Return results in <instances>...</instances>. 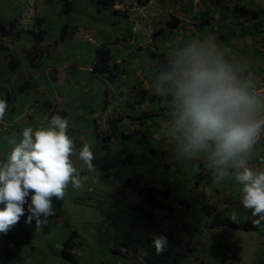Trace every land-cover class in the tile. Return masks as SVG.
I'll return each mask as SVG.
<instances>
[{"label": "trees", "instance_id": "obj_1", "mask_svg": "<svg viewBox=\"0 0 264 264\" xmlns=\"http://www.w3.org/2000/svg\"><path fill=\"white\" fill-rule=\"evenodd\" d=\"M56 1L60 5L59 14L61 16H68L73 10V0ZM115 1L116 0H94L96 4L95 7L100 10L105 8L111 10ZM199 1L201 3V9L197 13V15L193 16L192 19L188 22L190 23V26L193 27V29L198 31V33L206 32L209 29L215 32L216 38L212 39V41L216 43V45L217 43L218 45L219 43H222L223 46L231 48L232 45L229 44V36L230 34H237L235 31L238 28L240 30L239 33L244 30L249 35L253 32L255 33V31H259L258 33L264 32V11L262 12L261 8L259 7H253L250 3V0ZM179 2L180 0H178V3ZM142 3H145V0L142 1ZM184 6L189 9L190 7H192V4L186 3ZM113 11L114 13H118V10ZM33 21V24H30V27L26 30L19 28V18L11 20L9 22H0V50H7L5 54H2V56H0L1 62H5V59H7V67H9L13 72L17 73L18 77H20V79L22 80V83L15 88L9 86V83H7L5 80L6 78L0 80V98L6 99L7 104L11 105V110H13L15 106H17V95H19L17 94V92L23 93L26 90H30L34 85L32 83V77H24L22 71L19 70L20 67H22L23 62L18 58L16 52H12L11 49H9L3 42H5V39H7L10 43L11 48L13 49V51H15L13 44H17L16 41L20 40L22 38L21 36H23L24 34H26L27 36L28 34L31 39L29 40L30 44H27L26 48H23L22 50L24 53V59L26 61L25 63H27L28 67L35 69L40 68L46 60V53L48 54V50L50 49L51 44L45 43V41L47 40V30L43 27L45 17L38 16ZM213 21H215L216 24L215 29L211 26ZM184 27L185 26H183V21H180V19L176 16L169 14L168 19L163 23L162 27L159 26L157 27V29L152 30L151 37L155 40V45L160 48L158 50H150L149 55L150 58H152V62L149 69L153 70L157 77L160 72L166 68L168 56L171 51L179 49L181 45H184L185 42L191 38L199 39L202 42L209 41L206 37L201 38V35L196 34L195 36V34H192L193 31H191L189 28L188 30L191 33L184 32ZM261 27H263V29H261ZM75 29V25L71 24L68 21H64L59 27L56 38L52 40V44L73 39ZM258 33H255V36H257ZM179 34H181V39L177 41V39L179 38ZM259 37L260 38L258 42L264 41V37L262 35H260ZM167 40H169V42H167ZM253 41L254 42L252 43H257L255 37L253 38ZM243 43V48H245L246 44H249L247 43V41H244ZM216 48H218V50L223 53L226 60H232L233 57L238 58L242 54L241 51L244 50L237 49L236 46L232 47L235 48V50L234 53H232V56H230L229 52H227L222 46H216ZM258 51L259 52H252L255 58L261 53V48ZM249 58L251 57L247 56L246 59ZM239 62L243 64L240 59ZM240 63H238V66L242 70V75H244L245 77L251 76V73H253L251 78L259 74L257 71L249 72ZM90 67V72L92 74H95V76H99L101 80L105 81L107 84L116 82L119 76L122 73H125L127 69H124V65L121 66L115 61L111 47L105 44L100 45L96 48L94 61L92 62ZM137 87V91L134 93V95H132V97H129V99L127 100V105L129 107H134L135 105H143L144 103L149 105L150 103L155 101V99H158L164 104L165 110L168 113L167 106L168 102L171 100V95L166 91V89L164 91V95L162 96L159 95L156 90L149 91V88H145L141 84H137ZM42 104L46 105V107L48 108L50 107V112L47 116L48 120H50L53 115H60L61 117L67 118L68 112L64 111L63 109H59L56 106H53L52 102H50L48 99L43 100ZM147 116H149L148 113L147 115L142 114V116L139 117H130L131 123H133V125L135 126V128L131 130V132L118 130L117 123L124 125V122L126 121L123 120L122 117H116L115 119H113V121L111 119L113 117H109L107 123L108 128L106 129V132L100 133L101 140L103 142L100 145V148L102 151L104 150V154L102 156V163L104 164L101 165V167L105 169V175H109V171L107 170L111 168L118 170V172L120 173L119 179H117L118 186L120 187L119 190L131 194V196H133L135 200H138V198H142L144 200L147 199V205H145L143 201L142 206H138L137 203L133 205L131 204L130 209L135 210V215L123 213V217L130 216V219H134V223L126 222L124 220L125 218H121L120 220L118 219L116 222L110 219V217L105 219L107 222H109V225L106 226V229H104L105 227L103 226V223L101 224V253L104 251H110L108 253L112 254V256L123 260L122 264H127V262H124L123 258L128 253L133 255V260L135 258H140L141 261L146 264H155L152 262V260H158V264H186L185 259L194 254L195 251H200V254L203 255L206 254L205 251H201L204 250L205 242L200 240L198 238V235L202 231V228L209 229V226H206L199 221L196 222L195 219L193 220L186 218V212H188V209L193 206L191 200H193L194 205L197 203L200 204L199 208H193V211H196L197 213L200 212V214L210 218L215 212H217V208L214 205L213 201L215 200L217 202L215 198H217V194H219V188H217L216 186L213 188V182L215 179L213 178L207 166L206 160L202 157L186 160L179 159L177 157L178 162H173V158L172 161H169L170 164L165 163V168L167 171H169V173L171 168L178 171V165L182 164L183 166H180L181 173L177 174V179H175V177H172L173 179L171 181H166L160 187L158 186L157 189L151 186V184L149 183V179H146V174H148V177L153 176L150 171H143L145 172L144 179L139 183V177L142 176V174H139V170L136 169V161H139L138 159L140 158L143 159L147 152H152L155 156H157L158 152L160 155L162 154L164 156L166 155V152H164L165 150H160L157 147V151H155L154 147H150V149L145 150L141 149V152L129 151L125 149L123 150L125 151L124 155H121L120 151L117 150V148L115 149V147L113 146L116 144L118 147L121 142L123 143V139L127 140L129 138H135L136 142L141 140L145 143L148 135L145 132V129H143V121L141 119L146 118ZM149 117H147L146 119H148ZM69 122L71 123L72 121L69 120ZM126 125L128 126V123ZM73 131L76 133L77 130L73 129ZM259 141H264V136H260ZM187 167H189L190 170H187ZM130 168L133 169L132 172L130 171ZM143 170H145V168ZM230 173L232 172L230 171ZM189 182L191 183V185H189ZM222 184L225 185L224 182ZM172 185L184 188V190H181V193L177 194L175 189L172 190ZM201 186L202 190L199 191V187ZM209 186H211V188ZM207 189H212L213 192H210L209 195L207 194ZM229 196L233 195L229 194ZM229 196H226V198H222V201H229ZM208 198H212L214 200L210 202L208 201ZM155 208H157V212L152 213ZM24 209V215L20 216L19 221L16 224L24 223L25 221H27L28 208L26 205H24ZM224 209L227 210L228 208L226 207ZM220 211L221 210H219V212ZM244 212L242 215L244 217V220L240 224H236L235 220L231 221L229 217L223 216L222 218L217 217L215 225L228 226L233 230H250L258 229L261 225L264 224V221H262L260 226H254L253 221L258 217H254L252 215V210L250 209L245 208ZM178 213H180V215H177ZM233 214L235 213L232 209V212H230V216L232 217ZM181 218H183V221L181 220ZM169 219H171L172 223L177 219L179 223L183 222L184 234L183 236L179 234V232L182 231L181 228L177 232H175L173 242L167 241L164 246L165 251L155 253L157 254L156 257L153 254L154 249L155 251H157L154 244V238L162 234V225L164 226V223ZM122 223L123 225H129L128 230L125 233H123L121 228ZM111 227V231L107 230L108 228L111 229ZM97 228L99 227L97 226ZM135 228L138 229L137 234H133L131 232ZM147 229L152 230L151 232H148ZM81 244L82 242L80 238H78V234L75 230L70 231L67 236L66 234L62 236V245L59 249L62 259L71 264H76L79 256L75 253V250ZM173 245L177 247L175 250H172L171 248ZM138 250L142 251V255H136L138 253ZM101 264L108 263L107 261H101ZM193 264H202V262L197 263L196 261H194ZM256 264L264 263H262V260H259L256 262Z\"/></svg>", "mask_w": 264, "mask_h": 264}, {"label": "clouds", "instance_id": "obj_2", "mask_svg": "<svg viewBox=\"0 0 264 264\" xmlns=\"http://www.w3.org/2000/svg\"><path fill=\"white\" fill-rule=\"evenodd\" d=\"M155 85L158 91L166 89L171 95L169 119L161 131L174 145L177 157L204 158L217 182L231 171L242 185L243 206L258 217L253 225L260 226L264 221V171H254L249 161L253 146L264 133V93L257 91L251 77L242 75L239 66L226 60L210 40L199 39L169 53ZM7 108L6 99L0 98V121ZM108 119H104L106 124ZM68 127L67 118L53 115L35 128L24 127L19 143L9 141L13 147L0 159V204H4L0 232L6 233L18 223L26 203V222L35 218L39 225L54 215L51 198L63 199L69 182L75 188L86 182L101 184L92 145L83 144L77 153ZM73 155H78L90 175H81L70 158ZM232 218L236 219L235 214ZM166 242L162 235L154 238L157 252Z\"/></svg>", "mask_w": 264, "mask_h": 264}, {"label": "rangeland", "instance_id": "obj_3", "mask_svg": "<svg viewBox=\"0 0 264 264\" xmlns=\"http://www.w3.org/2000/svg\"><path fill=\"white\" fill-rule=\"evenodd\" d=\"M2 1V0H0ZM38 3H42L43 0H24L23 4L24 8L21 9L23 10V14L21 17H19L20 20V25L21 28L23 30L28 29L30 27V24H33V20L36 19V14H38L36 12V7H35V2ZM124 1L122 4V8H124L123 10L128 11V12H133L135 11V9L137 8V6L139 4V0H122ZM31 3V4H30ZM256 3L259 5L260 3L256 0ZM28 4L32 5L33 7V13H30L29 18H28V25H25V19H26V12L28 9ZM170 7L172 8V10H170L168 8V10H170V14L176 16L179 19L184 20L183 18L185 17H190L192 19L193 16L197 15V13L199 12V10L201 9V3L200 6L196 5V6H192L189 9H187L186 6L183 7L182 4H176V3H169ZM198 4V3H197ZM179 5V8L175 7ZM2 5H0L1 7ZM126 6H128L129 8L127 9ZM2 8V7H1ZM42 9V8H40ZM93 14L95 15H100L99 12L96 10V8H90L89 9ZM132 10V11H131ZM143 10V9H142ZM172 12V13H171ZM148 13V12H147ZM32 14V15H31ZM107 12L104 9H101V15H106ZM141 14L144 16H141ZM93 16V15H91ZM128 18H130L132 20V18H135V25L134 27L137 28V31L140 33V30H144L146 31V33L148 32H152V30L148 29L147 26H145L143 29V25L142 22L145 20L146 22H149L150 20V16L148 14H146L145 12L140 13L139 11H137V13L134 15V13L129 14ZM166 18V17H165ZM121 22L122 23H127V20L124 18H121ZM245 24V23H244ZM55 24L53 23H48L47 27L49 29V33H53L56 31V27H54ZM59 24H57L56 26H58ZM137 26V27H136ZM183 26H185V30L184 32L186 33H191L188 28L193 31L192 34H198L201 35L202 37H206L208 38V40H210L214 45H216V43H214L212 41V39L216 38V37H212V35L214 34V32H211L212 30L209 29L206 32H202V33H198L197 30L193 29V27L190 26L189 22L183 23ZM212 27H216L215 21L212 22L211 24ZM25 35V34H24ZM262 35L264 37V32H260L257 34V36L255 37V35L252 34V36H249L247 38V43L245 45V48H243L244 50L241 51L242 54L241 56H239L238 58H232L231 61L238 63L237 61H239V59L243 62V64H241L243 67L245 66V64L247 63V56L250 57H254L253 56V51L259 52L258 50H260V48L264 45V41L258 42L259 40V36ZM255 37L257 43H252L253 38ZM29 39L25 38L23 39L20 43L18 42L15 46H14V52H16V54L18 55V58L25 63V59H24V54L22 55L21 52H23L21 47H26L27 46V42L30 39V37L28 36ZM48 38V37H46ZM151 35L148 39H142L144 48L148 47V44L150 42ZM107 39V38H105ZM181 39V34H179V38L177 39V41H179ZM48 40V39H47ZM47 40L45 41V43L47 42ZM49 40H51V36H49ZM146 40V41H145ZM192 40L195 39H189L188 41L185 42L184 45H181V47H186L189 42H191ZM250 40V42H249ZM254 42V41H253ZM5 43L7 44V42L5 41ZM5 44V45H6ZM51 44H52V40H51ZM26 45V46H25ZM29 45V43H28ZM9 49H11L8 45H6ZM216 46H222L227 52H229L231 50V48H227L225 46H223L222 43H217ZM6 47V48H7ZM87 47L90 52L93 53V58H94V50H92L91 47H89L88 45H82L81 48ZM113 47H111L112 49ZM218 49V48H217ZM261 50H264V47L261 48ZM55 49H52L51 54L52 57H48L46 58L45 62L43 63V65L40 68H31V67H25L24 63L22 65V67L19 69L22 71L23 76H31L32 77V83L34 86H39L40 84H45V85H41V89L42 92L39 93V99L41 101L43 100H49V101H53V99H57L58 97L63 99V102L66 105H69V100L71 95H74L75 98L77 99V101L79 103H86L88 101V99L90 98V96L92 95L93 91L96 90L95 87L91 88L90 86H83L80 85L78 87V89H72V92H70L69 89H67L65 86H60V87H53L56 82H60L59 80L61 78H63V72L64 70H61V62H62V58L58 61L55 59ZM2 54H5V51L0 50V55L2 56ZM230 56H232V54L229 52ZM150 58L149 54H141L140 51H138L137 53H135V55L131 56V62L132 64L136 65L135 71L133 72V76H135V79H131V83L132 86L133 84H136V82H141L143 83L145 88H149V91L152 90H156V92H158L159 95L162 94V89L161 90H157L156 85L155 84V80L157 78L156 74L154 73L153 70L149 69V66H147L146 64V58ZM22 58V59H21ZM149 59V63H150ZM6 61L7 59H5V62L2 61L0 59V65H3L4 70L2 72H0V78H6L5 80H7V83H10V81L8 80L11 76L12 77V86L10 85V87L15 88L16 87V81L19 80L20 77H18V74L13 72L9 67H7L6 65ZM92 61V59L90 60ZM231 62V63H233ZM259 65H257L258 67ZM56 68L55 70L51 71V76L54 75V77L52 78L51 76V80L49 81L46 72H48V70L46 71V68ZM143 67V68H142ZM74 74H76L75 72H72ZM46 76V77H45ZM87 79L86 76L83 77V79ZM54 79V80H53ZM120 79V78H119ZM97 86L99 88L98 93L96 95V97H103L105 95L106 92V87L111 88V90H113V85L111 84H107L104 85L100 82L97 81ZM51 85V86H48ZM45 86V89H44ZM97 88V89H98ZM18 93V92H17ZM263 93V92H262ZM19 94H22V92H20ZM115 94V93H114ZM30 95V94H28ZM128 95H130L129 93H124L125 97H128ZM18 96V95H17ZM20 96V95H19ZM58 96V97H57ZM39 101V100H38ZM56 101V100H55ZM27 105H25L26 109H29L30 103H26ZM33 104V102H32ZM159 104H160V108H159ZM23 104H17V106H15V108L13 110H17L20 109L24 106ZM111 107L109 109V111H104L102 112L100 115H98V117H101L100 119V123L102 125L106 124V120L104 121L105 117H107L110 112L111 114H113L114 111L119 110V106L120 103H116V101L110 103ZM139 106V112L141 110H143V108L145 106H149L151 107V109L154 111L153 114H155L154 116L150 117L149 119L143 118L141 119L143 121V129H147V142L144 143L143 141L139 140L135 143L137 144V147L139 148V152L140 148H145L147 147V145H152L154 147L156 146H162L161 144H167L165 145L164 149L165 150L166 146L168 147V149H166L164 152H166V155H162L161 157L158 156H154L153 158H151V160H148V164L147 167H151L153 168V172L150 171L151 174H153V178L155 183L157 181V178H159L160 180L163 178V180L166 181H171L173 178L175 177V179L178 178L179 173H181V167L183 166L182 164L178 165V171H176V169L171 168L170 169V173L169 171L166 170L165 168V163H169V161H173L174 162H178L177 159V155H176V151L173 148V144L169 143V142H165V139H162V143L160 144V140H159V135H157L159 131V129L156 126H160L163 125L166 121V117L163 116V114L165 113V106L162 102H160L158 99H155V101L152 102V104L147 105L146 103H144L143 105H138ZM82 106H80L81 108ZM11 110V105H8L7 111ZM150 110V109H149ZM143 112V111H142ZM158 112L160 113V115H158ZM116 113V112H115ZM118 114V113H116ZM115 114V115H116ZM114 115V114H113ZM152 115V114H151ZM118 116V115H116ZM142 116V115H140ZM116 117L113 116V119H115ZM70 120V119H69ZM104 122H103V121ZM110 121V120H109ZM127 121V120H126ZM124 122V124H127V122ZM76 123L75 120H73L71 123L69 122V127H68V135L72 138V140L74 141V144L76 145V152L78 153L79 149L83 146V144L85 143H90L92 145V150L95 154V160L93 161V163L95 164L97 170L102 174L101 175V184H93L91 182H86L85 184L82 185V187L80 188H75L71 182H69L68 184V188H66V190H69L68 192H65L66 196H64L63 199H57L55 197L51 198V203H52V207H53V211L55 212V214L53 215V217H56V221H60V225L61 227H64V229L61 230H67L66 236L68 235V233L72 230L77 231L78 234V238H80L81 242H85L86 240H97L100 239L101 241V224L104 222L105 219H107L108 217H110V219H112L114 222H116L118 219L120 220L121 218H125L124 220L126 222H130V223H134V219H130V216H124L123 217V213H127V214H131V215H135V210L134 209H130L131 204H138L139 205H143V203L145 205H147V199L144 200L142 198H138V200L134 199L133 196H131V194L122 192L120 189V187L118 186V180L120 173L118 172V170L111 168L108 169L107 171H109V175H105V169H103V167H101V165H103V158H102V154L103 151L101 150V148L99 147L103 142L101 140V134L96 132V128L93 122V119H87L85 121V124L83 126H80V128H78V130L76 131V133L73 131V126L71 124ZM74 125V124H73ZM15 127H18V125H16ZM100 129H101V125H99ZM117 127L119 131H125L127 128L124 127V125L117 123ZM21 128V126H20ZM82 128V129H81ZM81 129V131H80ZM72 130V131H71ZM128 130V129H127ZM22 131V129H21ZM17 131H13L12 133L15 136H18ZM20 135V134H19ZM18 138H15V141ZM133 140V138H130ZM125 139H123V143L128 144L127 141L124 142ZM18 141V140H17ZM16 141V142H17ZM134 141V140H133ZM141 142V143H140ZM122 143V142H121ZM145 147H144V146ZM114 146H117L116 144ZM119 147V145H118ZM117 147V148H118ZM257 149V147L255 148ZM264 153V151H263ZM157 154H159L157 152ZM263 154H260L258 152H254L252 154V159L254 161H249V166L254 170V171H264V165H263V161H262V156ZM140 157V155H139ZM73 162H74V166H76L77 168L81 169V175H90L87 172V169L83 166V162L80 161L78 159V155H73L70 157ZM142 161H141V160ZM138 159V167L137 169L139 170V174H142V176L139 177V183L141 180L144 179V174L145 172H143L144 168H146V160H144V158H140ZM256 160V161H255ZM258 163H260V167L258 165ZM186 164V163H184ZM112 165V164H111ZM154 165V166H153ZM107 166V164H106ZM135 166V165H134ZM181 166V167H180ZM256 168V169H255ZM187 170H190L189 167L186 168ZM130 171L132 172L133 169L130 168ZM192 171V170H191ZM190 175V173H189ZM232 173H229L228 176L220 179L218 182L216 180H214L213 182V188L216 186L217 188H219V194H217V202L212 199V198H208V201H213L214 205L217 208V212H215L210 218L206 217L202 214H200V212H196L193 211L194 209V202L193 200V206H191V208L188 209V212H186L185 216L188 219H195L196 222H201L203 224H205L206 226H209V229H204L202 228V231L200 232V234L198 235V238L202 241H204V250H201L202 252L205 251V255L200 254V251H195L194 254L190 255V257H187L185 259L186 264H193L194 261H196L197 263L202 262V264H256L257 261L262 260V263H264V224L261 225L258 229H250V230H243V229H236L233 230L231 228H229L228 226H219V225H215V221L217 220V217L222 218L223 216H227L229 217V219L231 221L235 220L236 224H240L243 220L244 217L243 212L245 210V207L242 204V196H241V188L242 185H240L236 179H234L232 177ZM146 176V175H145ZM155 176V177H154ZM162 180V181H163ZM164 182V183H165ZM225 183V185H223L222 183ZM189 185H191V183L189 182ZM172 190L175 189L177 194L181 193V190H184V188L178 187V186H171ZM65 190V191H66ZM213 192L212 189L208 190L207 189V194ZM229 194H232L233 196H229ZM226 196H229L228 199L229 201H222V198H226ZM143 201V203H142ZM151 206V205H149ZM228 208L227 210H225L224 208ZM235 213V217L236 219H233L230 216V212ZM193 213H192V211ZM219 210H221L219 212ZM240 210V211H239ZM243 210V212H242ZM157 212V208H155L152 213H156ZM165 212V210H164ZM191 212V213H190ZM245 214V212H244ZM57 215V216H56ZM177 215H180V213H178ZM183 215V214H182ZM177 218V217H176ZM178 220V219H177ZM177 220H175V222H171V219L167 220L164 223V226L162 225L163 229H162V236L166 237V241L168 242H173L174 236H175V232H177L180 228H181V232H179V234H181V236H183L184 232V223H179ZM181 220L183 221V218H181ZM185 220V219H184ZM123 221V220H121ZM53 224V223H52ZM99 225V228H97V230L93 231V232H89V230H86V227H91V226H95ZM187 225V224H186ZM128 226L129 225H123V223L121 224V228L123 233H125L128 230ZM47 227V226H46ZM46 227H44V230L46 229ZM139 228V227H138ZM138 229H133V231H131L133 234H137ZM152 229H147L148 232H151ZM46 231V230H45ZM44 232L39 233V238L41 237V235ZM100 231V232H99ZM55 232V230H53V233ZM99 232V233H98ZM88 233V234H87ZM24 233H19V238L23 235ZM28 241V239H22V244H18V246H13V243L11 245L10 248V252L9 253H13L12 255L8 256L7 262H5V264H7L9 262V264H12L14 257H17V255L14 254L15 250L14 248H18V250L22 249L25 245V243ZM59 244H61L58 241ZM86 247H81L78 246L75 250V253H82V258L85 257V259L82 260V262L80 264H98L97 261L98 258H95L94 256H91V258L93 259L92 263H87V253H89V250H93L95 249V245H92L90 243H85ZM172 250H175L177 247L175 245H173ZM5 248L3 245H0V251L2 252V254H0V258L3 257L5 253ZM9 250V249H8ZM163 252L165 251L162 250ZM110 251H104L101 254V257L104 258V262L107 261L108 264H122L123 260H120V258L114 257L112 256V254L108 253ZM157 251H155L154 249V256H156ZM139 254L142 255V251L138 250V253L136 255L140 256ZM22 256L28 258V254L27 252H22L20 253V257L22 258ZM133 255L132 254H126L124 259V262H127V264H146L143 261L140 260V258H135L133 260ZM159 256V255H158ZM11 257V258H10ZM157 257V256H156ZM189 261V262H188ZM155 264H158V260L156 261H152ZM179 263V262H178ZM13 264H34V263H13ZM52 264V263H51ZM55 264V263H54Z\"/></svg>", "mask_w": 264, "mask_h": 264}, {"label": "crops", "instance_id": "obj_4", "mask_svg": "<svg viewBox=\"0 0 264 264\" xmlns=\"http://www.w3.org/2000/svg\"><path fill=\"white\" fill-rule=\"evenodd\" d=\"M23 1L24 0H2L0 1V5H2L1 6L2 8L0 7V22H9L11 20L18 19L19 17H21L23 14L22 13L23 10L21 9H23L25 5L23 4ZM142 1L144 0L139 1V3H142ZM73 2H74L73 10L68 16H61L59 14L60 5L56 0H43L42 3H38L37 1L35 2L36 12L38 13L36 15L45 17L43 27L47 30V35H46L48 37L47 38L48 40L46 42L47 44H51L50 43L51 40H54L56 38L58 31H59V27L64 21H68L71 24L76 26L73 39L69 41H65V42H60V43L57 42V43L51 44L50 49L48 50V54L46 53L47 55L46 58L52 57L51 51L52 49H55L56 51L55 59L59 61L62 58L61 70L62 69L64 70L63 78L59 80L60 82H56V84L53 87L65 86L67 89L70 90V92H72V89H78L80 85H83L84 87L85 86L87 87L90 86L91 88L95 87L96 90L93 91L92 95L90 96V98L88 99L86 103H79L74 95H71L70 100H69V105H66L63 102V99L58 96H57L58 98L55 99L56 101L53 99V101L51 102L53 106H56L59 109H63L64 111L68 112L67 119H70L71 121L73 120L76 121V123H73L74 125L71 124L73 126V129L78 130L80 126H83L85 124V121L87 119L92 118L95 128L97 129L96 132L102 133V132H106V129L108 127H107V124L102 125L100 123L101 117H98V115H100L105 110L109 111V109L112 108L110 103L116 101V103H120L119 110L114 111L113 112L114 115L111 114L107 116V118L113 117V116L117 118L122 117L123 120H127L126 122L128 123V126L124 124V127L127 126L126 128L128 129V130L126 129L125 132H131V130H133L135 126L133 125V123H131L130 117L132 116L139 117L142 114L147 115V113L149 114L150 117L155 115L153 114L154 111L149 106H145L143 110L139 112V106L135 105L134 107H129L127 105V100L129 99V97H132V95H134V93L137 91L136 90L138 88L137 84H141L142 86H144L143 83L141 82H136V84H133V86L131 84L133 83L131 82V79H135V76H133V72L135 71V68H136V65L135 64L133 65L131 62V56L135 55V53H137L138 51H140L141 54H145V55L150 54V50L151 51L158 50L160 47L155 45V40L152 39L151 37L149 39L150 42L148 44V47L144 48V45H143L144 41L142 39H148L151 35V32L146 33V31L141 29L139 33L137 31V28L134 27L135 18H132L131 20L130 18H128L129 14L134 13L135 15L137 11H139L140 13L145 12L151 18L149 22H146L145 20L142 22L143 29H145L144 27L147 26L148 29L155 30L159 26L162 27L163 23L168 19L170 10H172L169 4L170 2L171 3L174 2L176 4H182L184 7L186 3L192 4V6H196V5L200 6L199 4L200 1L199 0H180V2L178 3V0H147V1L145 0V3L139 4L137 8L135 9V11L128 12V11L123 10L124 8H122L121 3H123L124 1L116 0L111 10L108 8L104 9L107 12L106 15H101V10L95 7L96 4L94 0H73ZM258 2L260 3L259 5L256 3V1L250 0V3L253 7H259L261 8V11L263 12L264 11V0H258ZM175 7L179 8V5ZM90 8H96V10L99 12L100 15L93 14L89 10ZM126 8L128 9L129 7L126 6ZM168 8L170 10H168ZM113 10L115 11L118 10V13H114ZM141 16H144V14L143 15L141 14ZM121 18L122 19L125 18L127 20L128 25L126 23H122ZM183 19L184 20L180 19V21H183V23H186L191 20L189 16L186 17V19L185 17ZM48 23L55 24L54 25V27H56L55 32L49 33V29L47 27ZM57 24L59 25L56 26ZM20 27L21 25H19V28ZM261 29H263V27H261ZM239 31L240 30L238 28L235 31L237 34L235 35L230 34L229 44H231L232 47L236 46L237 49H240V50L243 49L244 47L243 42L247 41V38L249 36H252V34L255 35V33L259 32V31H255V33L253 32L252 34L249 35L244 30H242L241 33H239ZM49 36H51V40H49ZM21 37L22 38L20 40L16 41L17 43L18 42L20 43L25 38L29 39L28 34L27 36L25 34ZM212 37H216L215 32L212 35ZM4 41H6L7 44L5 42L3 43H5L11 48L9 41L7 39H5ZM167 42H169V40H167ZM28 43L29 41L26 44ZM103 44L113 47L112 53L115 58V61L121 66L124 65V69L125 68L127 69L125 73H122L119 76L120 79H118L116 82L111 84L113 85V90H111V88L109 87H106L105 95L103 97H96L98 90H99L97 86L98 85L97 81L104 85H106V82L101 80L99 76H95V74L90 73L89 71L90 64L92 63V61H94L93 53L90 52V50L87 47L81 48V46L88 45L89 47L92 48V50H94V55H95L96 48ZM15 45L16 43L13 44V46ZM232 47H231V50L229 51L231 54L234 53V50H235V48H232ZM21 48L25 49L26 47H21ZM4 51L7 52L6 49H4ZM11 51L14 52L12 48H11ZM21 53L22 55L24 54L23 52ZM233 58H236V57H233ZM91 59L92 61H90ZM149 59H151L150 63H149ZM246 60H247V63L244 66L245 69H247L249 72L257 71L259 73L256 76H253L251 78L252 82L257 87L256 90L258 91V90L263 89L264 88V50H261V53L256 58L251 57ZM228 61L233 62L231 60H228ZM151 62H152V58H149V57L146 58L147 66H149ZM235 62L233 63L237 65L238 63H240L239 61H237L238 63H235ZM24 65L25 67H28L27 63H24ZM257 65L259 66L257 67ZM55 69L56 68L54 69L49 68V67L46 68V71L48 70L46 74H47L49 81L54 77V75L51 76L50 74H51V71ZM3 70H4L3 65H0V72H2ZM72 72H75L76 74ZM251 74L253 75V73ZM85 76L87 79L85 78L83 79V77ZM9 77H10L8 79L10 81L9 86L10 85L12 86V81L14 80H12L11 76ZM1 79L3 78H0V80ZM21 83H22V80L19 78V80H17L15 84L16 86H18ZM41 85L43 86L45 84H40L39 86H32L30 90H26L22 94L17 93L20 95V96L18 95L17 104L27 105L26 103H30L31 107H29V109H26L24 105L22 108L17 109V110H10V111L6 110V115L4 119L0 121V159H3L5 154L11 151L13 145L9 143L10 140H13V139L15 140V138H18L17 139L18 141L17 140L16 141L17 143H19L20 139H22L21 129L27 126H32L33 128H35L39 125V122L41 120L48 118L47 116H48V113L50 112L49 110L50 107L48 108L46 107V105H43L42 101L39 99V93L42 92V89L40 88ZM45 86H44V89H45ZM48 86H51V85H48ZM164 91L165 89H162V94H161L162 96L164 95ZM126 92L130 94L128 95V97L124 96V93L126 94ZM149 95H146V96H149ZM80 106L82 107L80 108ZM115 112L118 114H116ZM115 114L119 115V117L116 116ZM158 115H160L159 112H158ZM163 116L166 117V121L169 119V116L166 110ZM16 125H18V127H15ZM99 125H101V129ZM156 127L159 129L158 132H160L157 135L160 136L159 142L161 144L162 139L160 138H162V131H161L162 125L156 126ZM13 131H17L16 133L18 136H15L12 133ZM146 131L147 129H145V132ZM260 136H264V133H262ZM133 140L129 138L127 140H124V142L127 141L128 144L120 143L118 148L117 146H113V147H115V149L117 148V150L120 151L121 155H124L125 151L123 150L125 149L129 151L138 152L139 148L137 147V144L135 143V138H133ZM146 142H147V138L145 140V143ZM165 142L167 143L166 140ZM161 145L162 146H156V147L162 150L167 144L164 143ZM150 147H154V146L149 144L145 148H140V151L145 150V149H150ZM156 147H154L155 151H157ZM256 147L257 149H255ZM173 148L175 149L174 146ZM166 149H168L167 146L165 150ZM263 151H264V141H259L258 139L255 145L253 146L252 154L254 152L263 154L261 157H262V161L264 165ZM161 155L157 154L158 157H161ZM154 156L155 155L152 152H149V153L147 152L145 154L144 160H146V168L144 171L153 172L154 169L151 168L150 166L147 167V164H148V160H151V158H153ZM251 161H254V160L251 158L250 162ZM137 163L138 161H136L135 163L136 166L138 167ZM258 165L260 167L261 164L258 163ZM232 177L234 178V175H232ZM146 179H149V183L151 184V186L155 187L156 189L158 186L160 187L165 182L163 178L161 180L157 178V181L155 183L154 181L155 178H153V176L148 177V174H146ZM209 187L211 188V186ZM201 190H202V186L199 187V191ZM68 191L69 190H66L65 192H68ZM26 199L28 203H30L31 194ZM215 199L217 200V198ZM25 205L28 208V204L26 203ZM199 206L200 204L197 203L194 205V208L195 209L199 208ZM3 207H4V204H0V208H3ZM28 215H29V212H28ZM60 224H61L60 221H56V217H53V215H51L47 217L46 219H44L42 223L39 225L37 224L36 219L33 218L30 223L25 221L24 223L15 224L6 233L0 232V245L4 246L5 248L4 251L6 253L3 255L2 258H0V264H5V262H7L8 256L13 254V253H9L12 243H13V246L19 247L18 244H22L21 242L22 239L23 240L28 239V241L25 243L22 249L18 250V248L17 249L14 248L15 250L14 254L17 255V257H14L12 261L13 263L24 262V263H34V264H51V263L52 264L54 263L55 264H71L69 262L64 261L62 257L60 256L59 249L62 245V236H64L66 232L68 231V229L61 230V229H64V227H61ZM108 225H109V222L105 220L103 222V226L105 227L104 229H106V226ZM97 226L99 227V225H96V227L95 226L86 227V230H89L88 233L93 232L97 230ZM44 227H46L45 229L46 231L44 230ZM53 230H55L54 233H53ZM107 230L111 231L112 227L111 229L108 228ZM44 231L45 233H43L41 237L39 238V233L44 232ZM19 233H24V234L19 238L18 236ZM58 241L61 244H59ZM86 242L92 245H95L96 247L93 250H89V253H87V256H86L87 263H92L93 259L91 258V256H94L95 258H98V260H95V261H97L98 264H101V261H104V258L101 257L102 253H101L100 239L86 240L85 242H82L80 246L86 247L85 245ZM22 252L23 253L27 252L29 257L26 258L22 256L21 258L20 253ZM0 254H2L1 251H0ZM77 255L79 256V258L76 264H80L82 260L85 259V257L82 258V253L81 254L77 253ZM7 264H9V262Z\"/></svg>", "mask_w": 264, "mask_h": 264}, {"label": "built area", "instance_id": "obj_5", "mask_svg": "<svg viewBox=\"0 0 264 264\" xmlns=\"http://www.w3.org/2000/svg\"><path fill=\"white\" fill-rule=\"evenodd\" d=\"M31 4V3H30ZM28 4V9H27V12H26V19H25V22H28V18H29V15L30 13H33V7L32 5ZM32 15V14H31ZM261 92L264 93V88L260 90Z\"/></svg>", "mask_w": 264, "mask_h": 264}]
</instances>
